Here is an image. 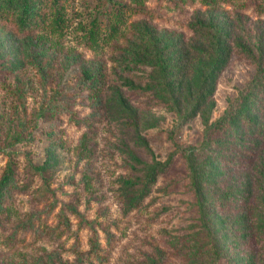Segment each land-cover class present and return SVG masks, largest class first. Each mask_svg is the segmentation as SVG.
Segmentation results:
<instances>
[{
  "label": "rangeland",
  "instance_id": "1",
  "mask_svg": "<svg viewBox=\"0 0 264 264\" xmlns=\"http://www.w3.org/2000/svg\"><path fill=\"white\" fill-rule=\"evenodd\" d=\"M121 1L148 13L127 11L117 39L98 45L85 41L81 28L91 20L97 0H77L67 33L43 42L37 39L42 31L16 36L0 27V180L11 159L22 177L28 165L45 164L48 179L36 175L28 181L33 183L28 192L9 191L13 213L0 230V264H32L47 256L73 261L77 250L90 251L91 225L103 248L100 256L108 258L95 264L136 263L167 248L171 234L188 237L207 229L186 154L206 143L208 128L256 77L258 61L241 44L264 54L259 44L264 13L250 0L225 1L211 12L201 0ZM217 13L235 19L230 26L220 17L225 39L217 41L207 31V37L189 44L199 52L188 99L203 101L202 107L193 112L187 101L180 109L170 105L169 89L157 85L159 63H172L178 52L169 33L190 39L198 15L208 24ZM129 42L134 47L125 55L121 48ZM137 55L150 62L136 65ZM99 69L108 88L95 100L82 77L84 70ZM49 112L55 113L51 121L46 120ZM86 135L93 137L87 144ZM165 164L169 167L153 187L148 208L127 215L136 192L122 190L119 183L129 167L148 171ZM119 190L125 191L123 198ZM257 225L254 239L243 243L236 239L235 217L217 220L215 238L227 250L221 264H264V219ZM167 264L181 263L171 255Z\"/></svg>",
  "mask_w": 264,
  "mask_h": 264
},
{
  "label": "trees",
  "instance_id": "2",
  "mask_svg": "<svg viewBox=\"0 0 264 264\" xmlns=\"http://www.w3.org/2000/svg\"><path fill=\"white\" fill-rule=\"evenodd\" d=\"M201 1L208 5V10L211 12V9L215 11L219 4L229 0ZM250 1L264 13V0ZM76 2L77 0H0V27L16 36H27L42 31L37 38L39 42H43L49 35L64 36L74 20ZM91 6L87 5V7ZM129 10L136 13H148L140 8L128 6L121 0H97L93 6L91 20L81 24V28L85 31L84 40L92 46L98 45L100 41L116 40L121 28L125 25V14ZM209 11L205 13L209 14ZM216 15L217 18L208 24L201 19L204 15H198L197 25L190 26L193 33L190 39H186L183 34L179 35L175 31L169 33V36L175 39L178 52L172 58V63H159L160 83L157 85L158 88L169 89L170 105H176L180 109L184 108V101H187L193 106V112H198L202 107L203 101L195 102L188 99L192 96L190 89H194L192 72L195 56L199 52L196 45L189 44L191 41L207 37V31L217 41L225 39L224 30L226 29L222 28L220 17L230 26L235 24V19L228 18L226 14L217 13ZM240 17L238 15V18ZM165 32L168 33V31L162 33ZM231 35H234L233 30ZM262 36L259 44L264 47V33ZM159 44L165 45L161 39ZM241 45L248 56L253 55L258 61L256 77L226 115L208 128L206 143L186 154L193 177L191 187L200 209V221L207 229L198 230L188 237L171 234L167 239V248L145 254L140 261L132 262V264H167L171 255L181 264H221V261L226 259L227 250L221 244L219 245L218 238H215L217 220L220 218L230 221L235 217L236 239L240 238L245 243L247 237L254 239L257 224L264 219V54L249 49L245 44ZM133 47L134 44L129 42L121 48V51H124L125 55L130 54ZM137 56L136 65H145L150 62L148 58ZM129 64L130 61L126 60V65ZM82 81L84 86L92 92L95 100L100 99L103 91L108 88L107 76L102 69L84 70ZM154 81L156 83L157 78ZM207 84L202 85L204 92L207 90ZM54 116V112H49L46 114V120L51 121V117ZM92 139V136L86 135V144ZM17 167V161L11 159L0 180V230L5 221H10L13 213V200L9 191L28 192L33 184H29L28 181H32L36 175L44 178L46 183L48 181L45 164L28 165L23 175L26 179H23ZM168 167L169 164H165L148 171L145 170L146 167L141 171L134 166L129 167L127 176H124V180L119 183L122 190L127 188L129 193L136 192V200L127 209V215L148 208L146 201L158 179L164 175ZM122 190L118 193L123 198L125 191L122 192ZM207 198L210 199L209 202ZM71 213L78 215L75 209L71 210ZM62 219L67 225L71 222L66 214L62 216ZM89 228H92V233L95 235L90 251L77 250L73 261L47 256L32 264H95L96 259H108L100 256L103 248L99 242L98 233L93 225Z\"/></svg>",
  "mask_w": 264,
  "mask_h": 264
}]
</instances>
